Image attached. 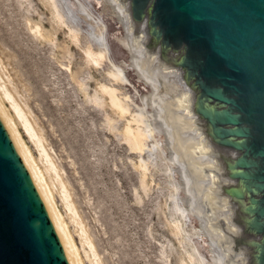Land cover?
Instances as JSON below:
<instances>
[{
	"label": "water",
	"instance_id": "1",
	"mask_svg": "<svg viewBox=\"0 0 264 264\" xmlns=\"http://www.w3.org/2000/svg\"><path fill=\"white\" fill-rule=\"evenodd\" d=\"M106 1L217 263L264 264V0ZM0 264H77L1 111Z\"/></svg>",
	"mask_w": 264,
	"mask_h": 264
},
{
	"label": "rangeland",
	"instance_id": "2",
	"mask_svg": "<svg viewBox=\"0 0 264 264\" xmlns=\"http://www.w3.org/2000/svg\"><path fill=\"white\" fill-rule=\"evenodd\" d=\"M57 3L67 20L80 30L79 45L70 42L67 28L54 27L42 0H32L36 13L33 8L18 9L17 0H0V83L6 84L28 111L44 137L91 236L100 264H190L189 254L196 264H218L190 209L165 128L150 102L155 89L139 74L142 72L133 53L126 49L128 35L124 22L106 0H57ZM27 17L33 23L40 19L37 22L49 38H35L26 26ZM92 21L104 27V46L109 52V62L99 69L86 64L81 48L85 44L99 48L94 34L98 28L91 26ZM50 37H54L57 48L53 42L49 43ZM69 63L74 73L63 66ZM112 66L125 76V84L119 87L130 96L132 110L144 109L151 123L146 140L148 149L142 154L149 165L148 192L137 167L140 155L107 125L109 117L116 119L122 129L126 119L118 118L107 104L100 108L90 103L76 82L80 77H88L89 92L93 95L99 82L109 83L107 71ZM6 106L11 109L8 101ZM16 122L44 168L34 142L18 119ZM47 180L84 264H96L89 247L82 244L79 228L67 215L58 182H53L49 175ZM174 222L182 224L183 235L175 233Z\"/></svg>",
	"mask_w": 264,
	"mask_h": 264
},
{
	"label": "bare ground",
	"instance_id": "3",
	"mask_svg": "<svg viewBox=\"0 0 264 264\" xmlns=\"http://www.w3.org/2000/svg\"><path fill=\"white\" fill-rule=\"evenodd\" d=\"M42 2L44 3V5L48 7V10L50 11L51 18L53 21L52 24L54 25V27L56 26L62 29L67 28L68 30L67 34L70 38V42L75 43V45L76 44L79 45L81 32L76 26L71 24L67 20L66 16L60 11L57 0H42ZM17 3L19 6L18 9L19 8L23 9L22 7H25L26 11L27 10L30 11L31 8H33L34 12L36 13V9L32 4V0H17ZM114 11L116 15L123 21L122 16L115 9ZM28 17L27 19H25L27 20L26 26L33 33L35 38L39 40L48 39L49 34H46L47 32H45V34L47 35L45 36L41 23L37 22L40 19L37 21L34 20V23H33L30 21ZM94 21H92L91 26H96L98 28L96 32H94V34H96V37L98 39L97 42L99 43V48L96 50L89 43H88L89 45H86V44L84 46L82 45L81 48L84 53L83 57H84V60L86 61V64L91 67H95L96 69H99L103 67L104 63L109 62V57H108L109 52H108V49L104 46V29H103L104 27L101 28ZM49 40H50L49 43L53 42L52 44L56 46L57 43L56 41L54 42V37L53 38L50 37ZM126 49L132 52L129 38L127 40ZM63 66L70 73L71 72L74 73L72 71L73 69L72 64L70 63L64 64ZM139 74L142 77H144L147 80V82L152 83L143 73H139ZM107 76H108L109 83L99 82L98 88L96 89V92L93 95L90 94L89 92V85H88L89 78L88 77L87 78L82 77V79H80L81 78L80 77L76 79V82L78 83L77 85H79L81 91L86 95V98H89L90 103H94L97 107H100V108L104 107L105 104H107V106L109 105L111 107V109L114 111V113L117 115L118 118L126 119V123L122 129L118 128L117 126L118 122L116 119L113 120V119H110L109 117L107 120V125L109 129L112 132H115L117 136H119V134L120 136H123V139L129 144L131 150H133L134 152L140 155L139 164L137 165V167L141 170L143 174L144 190L145 192H148L149 186L146 183V177L148 175L149 165L142 158V154L148 149L146 140L148 139V129H150L151 123L149 119L147 118V115L145 114L144 109L137 107L136 111L134 109H133L134 111L132 110L131 104L129 103V101H131L130 96H128L127 94H124L122 92V88L119 87V85H124L126 82L123 72L115 69L112 66L111 69L107 71ZM152 85L155 89L156 88L155 85L153 83ZM152 97L153 95H151L150 102L155 107ZM6 101H8L9 104L11 105V109L7 108ZM0 111L3 114L4 118L6 119L9 127L11 128L22 152L32 164L36 177L48 198L53 214L56 217L63 231L64 237L67 241V244L77 264H84V260L81 256L80 249L73 237V234L70 231L69 224L67 223L65 216L63 215V213L61 212V210L59 209L56 203L53 189L47 180V175L50 176L53 182L55 180L58 182L59 194L61 196L62 201L64 202L66 211L68 212L67 215L70 216L71 221L75 223L77 227L79 228V235L81 237L82 244L87 245L89 247V253H91V255L93 256V263L100 264V257L96 252L91 236L89 235V232L85 224L80 218L76 205L74 201L72 200L71 193L69 192L66 183L61 178L59 169L56 163L54 162L53 157L51 156L49 150L45 146L44 137L41 135L39 130H37L38 128L36 129V126H34L33 122L29 118L28 111H26L24 107H22L17 102L13 93L6 87V84L3 85V83L2 84L0 83ZM16 119H18L21 127L24 129L27 136L30 138L32 142H34L35 146L37 147L38 152H39V160L42 162L44 168H42L39 165L37 158L34 156L29 145L24 140L23 134L19 128V125L16 122ZM169 149L172 151L170 144H169ZM190 209H191V206H190ZM174 224H175L174 229L176 231L175 233H177V235L178 234L183 235V231L185 230H183L182 224H180L179 222H174ZM189 255H190L189 256L190 264H196L193 260L194 259L193 256L191 254ZM182 264H187V263L183 262ZM198 264H201V263H198Z\"/></svg>",
	"mask_w": 264,
	"mask_h": 264
}]
</instances>
